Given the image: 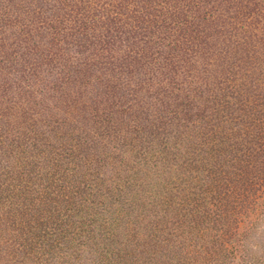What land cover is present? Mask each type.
<instances>
[{"label": "trees", "instance_id": "16d2710c", "mask_svg": "<svg viewBox=\"0 0 264 264\" xmlns=\"http://www.w3.org/2000/svg\"><path fill=\"white\" fill-rule=\"evenodd\" d=\"M178 4L0 0V78L25 90L5 104L42 107L30 130L0 114V264H264V9L197 0L225 50L184 35L171 62ZM70 89L85 105L58 118Z\"/></svg>", "mask_w": 264, "mask_h": 264}, {"label": "rangeland", "instance_id": "374dc122", "mask_svg": "<svg viewBox=\"0 0 264 264\" xmlns=\"http://www.w3.org/2000/svg\"><path fill=\"white\" fill-rule=\"evenodd\" d=\"M246 1H251V0H246ZM195 2L197 3V0H181V1L179 0V4L175 5V8H178V11H177V13H175L173 15L171 20H172V24L175 25L174 38H175L176 42H172L173 46H172L170 53H169V56L171 57V62L179 60V42H180V40L185 42L183 40L184 35H187V36H195L196 35L199 38L201 43H202V38H203V40H204L203 44L208 43V45L212 48L217 46L218 49L222 50V48H223V50H225L224 49L225 43L222 41V34L219 32L221 26L219 24H217L219 26L216 27L217 25L212 23V21L205 20L204 16L202 17L201 14H204L205 17H208V14L206 15L203 11L201 13H199L197 11V9L195 8L196 7L194 5ZM257 2H258V5L260 6V8L264 9V0H257ZM191 10H193L195 12V14L192 13ZM232 23H234V22H231V24L229 22H226L225 27L233 26ZM256 43L257 42L255 41L254 42L255 47H257ZM184 46L187 47L188 50L185 53L190 58V50L188 48V43H184ZM231 46L233 47L231 49L232 53L236 52L237 55H239V54L242 55L245 53V45L243 46V48H241V45L230 43L229 47H231ZM206 57L211 59L210 53L207 52ZM37 76L40 77L41 73H39ZM89 76H90L89 74H86V76H83V82L84 83L88 80ZM9 77H12V78L9 79ZM13 77L14 76H12V74L6 75L3 73V79L0 78V114H2V113L7 114V111L8 112L14 111L16 113L18 112V115H20V112H21V115H24V114H22V112L25 113V111L29 110L30 116H29L28 120L26 119V122H28L27 123L28 125H26V123H24L23 128L25 130L27 127V129L30 130L31 125L36 124L40 120L38 114L40 112H42V110H41L42 107L39 109L36 106H32L30 108H26L25 110H23V109H21V107H18L19 103L15 102L13 100L7 101V104H5L7 97L10 96V94H13V92H10L9 89H7L5 91L6 88H9L8 86L12 82V80L16 81V83H17L16 89L14 88V90L18 91V94L20 93L21 95L25 96L24 95L25 94L24 87H21V86H23L24 83L23 82L19 83V78L18 77L13 78ZM63 87H65V85H63ZM4 91H5V93H4ZM176 91H177V89H174V92H176ZM6 95H7V97H6ZM57 95L58 94H56L54 96H57ZM71 96H76V97H74V99L73 98L70 99L69 97H71ZM85 101H86L85 95L77 96V93H74L73 90L70 89L69 91H65L63 96L61 94V97L57 96V97H54L53 99L50 98L48 101V105L49 106L55 105L54 106L55 108L53 110H51V112L55 111V110L58 111L60 113V116L58 118H62V117L69 116V113H67V109H68L67 107L65 108V111L63 113V111H62L63 109H60V106L70 105L71 107H73V109H74L73 112H74L76 109H78V107H82L83 105H85ZM201 106H202V104H201ZM198 109L199 108L197 107L192 112L196 113ZM48 112L50 113L49 109H48ZM18 129L20 130L21 128H17V130H12V132H10L11 135H7V133L5 132L3 134V137H5L6 135H7L6 137H11L13 135H16ZM29 135H31V133L27 132L24 136V140ZM20 139H22V134H21ZM2 146H3L2 152L4 154V152L8 148V146L4 142L2 143ZM174 147H179V143L176 144ZM36 149H37V147L35 146V151H36ZM62 153L66 154V155L70 154V152H68V151L67 152L62 151ZM69 157L72 158V161L69 162V160H68V163H67L68 167H71V165L79 162L78 158H82L86 163H89V161H90L88 159V157L86 159V158H84V156L82 154H76L75 156L70 154ZM91 162H93V161H91ZM62 164L63 163L60 162V163H58V166H60L61 170L65 171L67 166L65 164H63V165ZM114 165H115L114 168H115L116 172L112 173L108 182L107 181L102 182V184H101L102 189H104L106 187H107V189H113V186L126 184L127 181L125 182V184H124V181L127 179V176L124 173L119 172L120 171V165H117V164H114ZM195 167L197 169H200L199 161H197ZM110 169L112 171H114L113 167H110ZM197 169H196V171H197ZM32 173H33V175L38 174V172H36V170H35V172H32ZM101 173H103V172H100V174ZM36 179H37L36 183L40 181L38 179V177H36ZM162 179L163 178H161L159 181H162ZM33 183H35V182L29 183L30 184L29 186L34 187L35 185L33 186ZM170 188L164 189V187H163L161 189L165 190L166 195H167L168 193L173 191V189H170ZM41 192H43L45 194L43 188H41ZM45 208H46V206H45ZM251 216H253V214H251ZM243 219L244 218L242 216V218H240V220H239L240 225L241 224L243 225V222H242ZM246 222H247V220L244 223H246ZM254 225L252 227H254ZM263 226H264V218H263V221H261L259 223L258 230L259 229L262 230ZM241 232H243V230ZM250 234H251V232H250Z\"/></svg>", "mask_w": 264, "mask_h": 264}]
</instances>
